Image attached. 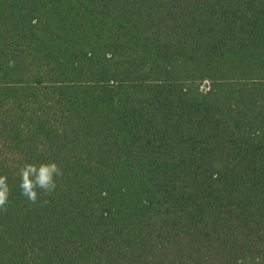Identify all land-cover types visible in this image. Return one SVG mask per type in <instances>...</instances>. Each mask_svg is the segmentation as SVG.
Instances as JSON below:
<instances>
[{
	"label": "trees",
	"instance_id": "obj_1",
	"mask_svg": "<svg viewBox=\"0 0 264 264\" xmlns=\"http://www.w3.org/2000/svg\"><path fill=\"white\" fill-rule=\"evenodd\" d=\"M0 175V264H264V0H0Z\"/></svg>",
	"mask_w": 264,
	"mask_h": 264
},
{
	"label": "clouds",
	"instance_id": "obj_2",
	"mask_svg": "<svg viewBox=\"0 0 264 264\" xmlns=\"http://www.w3.org/2000/svg\"><path fill=\"white\" fill-rule=\"evenodd\" d=\"M21 195L31 204L47 205L48 200H40L41 193L51 195L57 189V178L63 177V169L55 162H25L18 168ZM11 188L7 175H0V212L6 213L10 203Z\"/></svg>",
	"mask_w": 264,
	"mask_h": 264
}]
</instances>
